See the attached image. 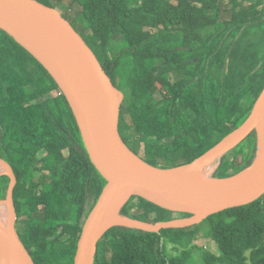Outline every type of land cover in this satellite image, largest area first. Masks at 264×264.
I'll return each instance as SVG.
<instances>
[{
    "label": "trees",
    "instance_id": "obj_1",
    "mask_svg": "<svg viewBox=\"0 0 264 264\" xmlns=\"http://www.w3.org/2000/svg\"><path fill=\"white\" fill-rule=\"evenodd\" d=\"M58 1L79 6L94 47L81 35L124 92L120 134L145 162L166 169L190 163L250 115L264 87V0ZM127 38L134 43L115 56ZM160 128L169 130L168 140L148 133ZM256 149L253 131L218 159L212 176L249 167ZM0 156L14 169L16 227L36 263L74 264L83 224L107 180L56 80L2 28ZM10 182L0 174V200ZM120 213L152 223L186 215L139 195ZM207 219L212 234L205 244L199 223L160 232L112 226L94 264H264V194Z\"/></svg>",
    "mask_w": 264,
    "mask_h": 264
},
{
    "label": "water",
    "instance_id": "obj_2",
    "mask_svg": "<svg viewBox=\"0 0 264 264\" xmlns=\"http://www.w3.org/2000/svg\"><path fill=\"white\" fill-rule=\"evenodd\" d=\"M0 28L28 49L56 80L74 110L93 164L107 180L83 224L74 264H94L98 243L112 226L154 232L182 228L220 211L251 203L264 194V87L248 118L217 144L190 163L159 168L145 162L123 140L119 117L124 92L113 83L95 51L58 8L39 0H0ZM31 37L43 40L59 54L67 82L33 50ZM253 131L257 149L249 167L228 177L206 174L199 178L182 171L206 161L214 162ZM0 162L6 169L4 173L11 178L7 197L0 200L7 203L10 218L8 222H0V264L2 250L17 264H37L16 227L14 169L1 156ZM132 195L190 217L152 223L122 215L120 210Z\"/></svg>",
    "mask_w": 264,
    "mask_h": 264
},
{
    "label": "bare ground",
    "instance_id": "obj_3",
    "mask_svg": "<svg viewBox=\"0 0 264 264\" xmlns=\"http://www.w3.org/2000/svg\"><path fill=\"white\" fill-rule=\"evenodd\" d=\"M30 44L33 50L47 61V63L53 68V70L59 75V77L67 82L68 80L65 66L59 54L46 42L38 39L37 37H31ZM211 162L213 161H206L189 168H183L182 171H184V173L188 175L204 178V176L206 174H209V172H211V170L213 169ZM4 169V165L0 163V172H3ZM115 219L118 220V216H115ZM9 220L10 218L8 213V205L6 202H0V222L5 223ZM1 255V264H17L12 256L5 250H2Z\"/></svg>",
    "mask_w": 264,
    "mask_h": 264
},
{
    "label": "rangeland",
    "instance_id": "obj_4",
    "mask_svg": "<svg viewBox=\"0 0 264 264\" xmlns=\"http://www.w3.org/2000/svg\"><path fill=\"white\" fill-rule=\"evenodd\" d=\"M172 1H175V0H172ZM54 3L60 5V7H58V9L64 10L65 12H68L69 14H71L73 19L69 18V21L75 26V28L84 37H86V39L90 43V45H92L94 47V45L92 44L93 40L88 37L87 32L85 31L86 27H85V23L82 19V15L80 14L79 6L77 4H74L71 8H68V7H66V5L59 3L58 0H54ZM133 43L134 42L131 41L130 38H127V40L125 42L123 41V42L119 43L118 45H116V47L112 50V53L115 56L120 57V56H122L123 53L125 54L126 51H128L127 50L128 47H130ZM103 59H104V55H103ZM148 133L152 136L158 137L161 141H166L170 138L169 130L166 128H160L157 131L148 132ZM43 154H44V151H42L40 153V156H42ZM218 159L214 160V162H211L213 169L211 170V172H209V175H212L217 170L218 164H220ZM5 171H6V169H4L3 173ZM187 217H190V215L179 214L175 218H187ZM199 224H201V226H202V238L199 241H200V243L205 244L206 243L205 239L208 238V236H211V234H212L211 229H210V225L208 223V219L205 218V219L201 220L199 222ZM171 249H172V245L170 244L168 247V250H171ZM200 264H205V263H204V261L200 260Z\"/></svg>",
    "mask_w": 264,
    "mask_h": 264
},
{
    "label": "flooded vegetation",
    "instance_id": "obj_5",
    "mask_svg": "<svg viewBox=\"0 0 264 264\" xmlns=\"http://www.w3.org/2000/svg\"><path fill=\"white\" fill-rule=\"evenodd\" d=\"M14 196V195H13ZM13 201H14V199H13ZM15 205V204H14ZM16 209V208H15ZM17 223V222H16Z\"/></svg>",
    "mask_w": 264,
    "mask_h": 264
}]
</instances>
